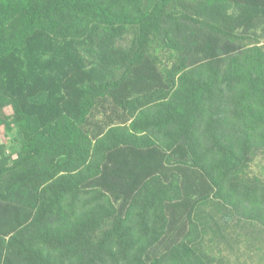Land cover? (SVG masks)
<instances>
[{
	"label": "trees",
	"instance_id": "1",
	"mask_svg": "<svg viewBox=\"0 0 264 264\" xmlns=\"http://www.w3.org/2000/svg\"><path fill=\"white\" fill-rule=\"evenodd\" d=\"M172 1L145 6L144 0H0V58L24 47L37 31L79 38L93 26L130 24L137 47L124 67L127 77L154 43L173 54L184 52L166 19L201 23L228 39L244 38L187 13L166 12ZM167 80V88L129 98L130 122L111 126L93 140L82 126L113 83H84L77 116L64 114L42 126L10 99L0 75V108L14 102L24 133V153L11 164L0 162V199L19 198L32 213L0 239V264H218L199 249L193 219L182 240L145 260L164 235L166 203L180 196L176 175L168 183L158 174L147 177L124 213L101 187L85 186L101 175L108 155L124 146L184 148L183 162L211 182L213 199L264 221V184L248 172L253 154L264 151V49L252 46L232 56L223 70L207 62L188 66L181 55Z\"/></svg>",
	"mask_w": 264,
	"mask_h": 264
},
{
	"label": "rangeland",
	"instance_id": "2",
	"mask_svg": "<svg viewBox=\"0 0 264 264\" xmlns=\"http://www.w3.org/2000/svg\"><path fill=\"white\" fill-rule=\"evenodd\" d=\"M153 1L144 0V5ZM166 12L187 13L244 38L228 39L201 23L166 19L168 30L183 44L184 52L173 54L162 50L161 42L154 43L144 61L124 77V67L137 47L134 26H93L79 38H58L37 31L24 47L8 58H0V75L8 96L43 126L64 114L77 116L84 83H113L96 99L82 126L94 140L111 126L130 122L125 105L129 98L167 88V73L181 55L186 56L188 66L207 62L223 70L232 56L252 46L264 49V0L214 4L174 0ZM0 118V162L11 164L24 153V133L16 121L14 102L0 108ZM186 157L184 148L164 151L159 147L124 146L108 155L101 175L85 186L101 187L124 213L129 198L147 177L158 174L168 183L176 175L180 196L166 203L164 235L148 250L145 260L154 259L182 240L193 219L197 222L199 249L218 264H264V221L243 217L213 199V185L201 171L183 162ZM248 172L264 184V151L253 154ZM31 216L21 199H0V239H7Z\"/></svg>",
	"mask_w": 264,
	"mask_h": 264
}]
</instances>
